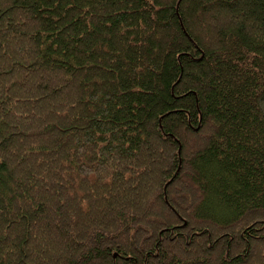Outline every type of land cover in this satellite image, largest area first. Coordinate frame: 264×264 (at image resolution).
<instances>
[{
    "label": "trees",
    "instance_id": "16d2710c",
    "mask_svg": "<svg viewBox=\"0 0 264 264\" xmlns=\"http://www.w3.org/2000/svg\"><path fill=\"white\" fill-rule=\"evenodd\" d=\"M0 264H264V0H0Z\"/></svg>",
    "mask_w": 264,
    "mask_h": 264
}]
</instances>
